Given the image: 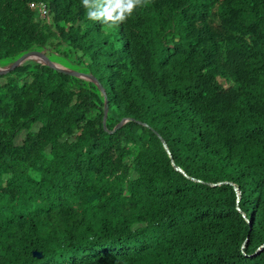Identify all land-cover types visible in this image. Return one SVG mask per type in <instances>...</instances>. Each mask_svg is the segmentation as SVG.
I'll return each instance as SVG.
<instances>
[{
  "label": "trees",
  "instance_id": "trees-1",
  "mask_svg": "<svg viewBox=\"0 0 264 264\" xmlns=\"http://www.w3.org/2000/svg\"><path fill=\"white\" fill-rule=\"evenodd\" d=\"M86 13L0 0V62L49 47L103 85L108 130L140 123L111 134L94 82L35 61L0 75V264H264V0Z\"/></svg>",
  "mask_w": 264,
  "mask_h": 264
},
{
  "label": "water",
  "instance_id": "water-1",
  "mask_svg": "<svg viewBox=\"0 0 264 264\" xmlns=\"http://www.w3.org/2000/svg\"><path fill=\"white\" fill-rule=\"evenodd\" d=\"M38 53L45 54L48 57L49 64H47L46 66L51 67L52 70H54L61 77L69 78V77H76L77 76V77H80V78H84V79H86L88 81H92L98 86V88L100 89V91L102 92V94L105 97V115H104L103 123H104V128L108 132H110L111 134H114L117 131H119L120 129H122L123 127H125L127 124L135 121L134 119H130V118L123 119L119 124H117L115 126V128L113 130H108V128H107V119H108V114H109V100H108L107 92H106L105 88L103 87V85L100 83V81L91 72L83 73V72H80V71H77V72L75 71L74 73H70V72H67V71H70L69 69L64 70L63 67H61L60 65H58L56 63L55 59L52 56V51L48 47L36 48L33 51L25 54L24 56L20 57L19 59L15 60L12 63L0 62V75H9V74H13V73H18L29 62H33V61H37L38 62V60H35V58H34V55L38 54ZM59 68H61V69H59ZM135 122L140 123L139 121H135ZM143 125L147 126V124H143ZM158 138L161 139V141H162V143L164 145V148H165L166 152L168 153V156L173 161L172 153H171L167 143L165 142V140L163 138L160 137V135H158ZM173 166L175 167V169L177 171H179V172L183 173L184 175H186L187 177H189L186 174L185 170L183 168L179 167L178 165H176L174 163V161H173ZM226 184L235 185L239 195H241L239 187L236 184H234V183L223 182V183H213V184H210V185H212V186H222V185H226ZM247 221L250 223L249 219H247ZM261 250H259V251H261ZM34 256L37 257V258H42L43 257V253L35 251L34 252Z\"/></svg>",
  "mask_w": 264,
  "mask_h": 264
},
{
  "label": "clouds",
  "instance_id": "clouds-1",
  "mask_svg": "<svg viewBox=\"0 0 264 264\" xmlns=\"http://www.w3.org/2000/svg\"><path fill=\"white\" fill-rule=\"evenodd\" d=\"M147 3L148 0H83L88 19L108 27L121 24L137 7Z\"/></svg>",
  "mask_w": 264,
  "mask_h": 264
},
{
  "label": "rangeland",
  "instance_id": "rangeland-1",
  "mask_svg": "<svg viewBox=\"0 0 264 264\" xmlns=\"http://www.w3.org/2000/svg\"><path fill=\"white\" fill-rule=\"evenodd\" d=\"M44 17V16H43ZM210 28H211V30L213 31V32H215V33H220V32H222V30L219 28V27H217V25H211L210 24ZM55 43H57V42H59V40H55L54 41ZM49 48V47H48ZM68 49V47L67 46H64L63 47V51L65 52L66 50ZM36 57H39V58H43L42 59V61H40V62H37V61H35V62H37L38 64H39V69L41 70L43 67H45L47 64H49V61H48V57L45 55V54H42V53H39L38 54V56H36ZM54 59H55V61H56V63L58 64V65H60L61 67H63L64 68V70H66V69H69L70 71H67V72H70V73H74L75 71L77 72V69H74V68H78L79 67V64L78 63H73V65H70L69 64V60L68 59H66V57L65 56H55L54 57ZM59 69H61V68H59ZM80 69V68H79ZM74 70V71H73ZM81 70H83V69H81ZM77 77V76H76ZM77 78H80V77H77ZM79 80H84V81H86V82H88V80H86V79H84V78H80Z\"/></svg>",
  "mask_w": 264,
  "mask_h": 264
},
{
  "label": "built area",
  "instance_id": "built-area-1",
  "mask_svg": "<svg viewBox=\"0 0 264 264\" xmlns=\"http://www.w3.org/2000/svg\"><path fill=\"white\" fill-rule=\"evenodd\" d=\"M31 7L33 9H38L41 16L45 19H47V21L50 22V9H49V6L47 5L46 2L44 1H40V2H33L31 4Z\"/></svg>",
  "mask_w": 264,
  "mask_h": 264
},
{
  "label": "bare ground",
  "instance_id": "bare-ground-1",
  "mask_svg": "<svg viewBox=\"0 0 264 264\" xmlns=\"http://www.w3.org/2000/svg\"><path fill=\"white\" fill-rule=\"evenodd\" d=\"M35 60H38V62L42 61L43 58H39V57H36L34 56Z\"/></svg>",
  "mask_w": 264,
  "mask_h": 264
}]
</instances>
